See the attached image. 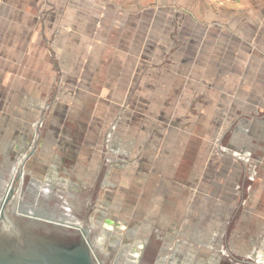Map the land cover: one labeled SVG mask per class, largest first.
<instances>
[{
  "label": "crops",
  "instance_id": "1",
  "mask_svg": "<svg viewBox=\"0 0 264 264\" xmlns=\"http://www.w3.org/2000/svg\"><path fill=\"white\" fill-rule=\"evenodd\" d=\"M91 21L95 23L92 25ZM184 22H188L189 26H185ZM2 23L5 29L0 30V72L3 73L6 69L4 66L9 65L7 75L13 78L14 84L45 85L46 98L42 97L41 90L38 95H33L31 91H19L16 97H26L30 104L27 102L22 110L30 115H40V121L48 111L51 117L58 120V123L50 122L51 124L45 126L49 138L47 144L52 142V137L54 147L63 149L64 155L66 152L71 153L68 156L74 157L76 169L70 172H76L79 180L84 182L95 181L104 171L102 143L110 144L111 152L116 156L108 160L118 171L125 167L131 168L132 164H145L144 160L149 159V156H135V148L140 154L147 147L161 148L172 132L176 133L180 127L181 117H176L169 123L163 116L164 112L160 116L162 121L157 118L158 121L150 128L142 122L144 118L149 119L147 113L128 111L126 106L123 107V103L118 109V101L127 98L128 94L126 92L124 96L118 92L119 83L123 78L127 80L122 76L126 71L125 67H131L128 62H134L135 52L141 53V64L147 68L146 71L151 64L162 68L158 69L157 76L153 77L151 82L150 72L145 73L148 90L154 87L150 83L159 81L172 68L175 82L182 83V78H191L189 84L206 83L207 92L213 93L211 97L207 96L208 103L195 108L197 116L203 117V113L209 109L211 116H216L219 112L224 113L231 122L241 121L242 125H246L252 120L256 126H264L259 112L264 109V0H236L226 7H218L211 0H0V25ZM162 31L164 35H161ZM183 34L189 36L187 41L176 38ZM151 35L153 39L150 38ZM165 35L178 43L167 44ZM9 40L11 42H8ZM167 48L170 52L174 51L173 60H165L167 55L170 57ZM188 50L190 54L187 56ZM7 51L17 52L15 60L5 57ZM95 51H99V59L94 69L87 71L89 63L85 54ZM111 52H114L111 56L114 57L113 60L106 58ZM113 63L115 67L105 75L102 67ZM183 69H188L189 72ZM104 77L109 81L104 80ZM119 77L122 78L118 79ZM134 77L132 71L131 83ZM59 80L62 86V102L47 103L49 95L53 93L52 85ZM104 83H109L110 86L106 92L99 90V85ZM74 84L82 87L71 89ZM131 91L133 89H128L129 96ZM23 93L25 96L22 97ZM41 99L46 101L47 108L44 107L45 101ZM211 99H216L217 102L213 103ZM75 101L77 107L73 105ZM91 101H95L93 110L87 105V102ZM182 109H185L183 105L176 111L181 113ZM75 110L77 113H74ZM14 115L17 114H4L5 117ZM70 116H76V123ZM121 116L126 131L118 127L117 121L122 120ZM249 116L253 117L249 119ZM108 119L113 120V123H109L110 139H102L101 132H104ZM20 125L14 124L16 131L29 129L27 126L21 128ZM134 128H137V133L141 135L145 133L142 142H135L137 135ZM199 128L202 126L194 124L191 134L200 132ZM203 128L208 135L212 125L209 129ZM120 131H124V139L121 134L117 135ZM117 137L120 141H117ZM258 138L260 139L259 131ZM241 145L237 146L241 148ZM117 149L125 155L119 158ZM151 158L154 160L153 164L158 159H163L162 156ZM119 161H125L126 164H119ZM139 169L135 173L136 176H143V173L149 179V175L158 176L155 178L158 180L157 187H150V183H147L148 192L142 196V199L147 198V202L143 204H151L159 210L158 212L155 209L157 213L163 212L158 205L160 197L164 201L165 188L162 185L166 173L162 169L158 172L146 170L144 167ZM123 173L120 171L121 176ZM107 175L111 182L102 187L118 188L116 174L107 172ZM133 175L129 173L130 183L133 182ZM69 178L71 187H77L74 176ZM168 179L170 185L173 182L179 188L182 186L181 178ZM107 192L110 190H101L100 195L104 196ZM105 195H110L109 201H113L111 193ZM123 204L116 201L115 206L119 208ZM125 205L128 206L127 203ZM151 211H154V208ZM166 220L159 219V222ZM136 250L134 253H138V248Z\"/></svg>",
  "mask_w": 264,
  "mask_h": 264
},
{
  "label": "rangeland",
  "instance_id": "2",
  "mask_svg": "<svg viewBox=\"0 0 264 264\" xmlns=\"http://www.w3.org/2000/svg\"><path fill=\"white\" fill-rule=\"evenodd\" d=\"M211 1L218 7H226L218 5L216 0ZM88 7L87 5V9ZM91 22L92 25L95 23V21ZM106 22L109 23V21ZM184 25L189 26L188 22H184ZM106 27L108 29L109 26L107 25ZM3 29H5L4 23L0 25V30ZM163 32L164 31L161 32V35H164ZM103 33L108 34V32ZM154 34H156V32ZM150 38L153 39L154 37L151 35ZM165 38L167 44L178 43V41L175 42L174 39L170 38L168 35H165ZM176 38H183L187 41L189 36L183 34L181 37L178 36ZM169 39L172 41L170 42ZM8 42L11 41L9 40ZM167 52L170 53V57L167 55L165 60H173L175 57L174 51L170 52V49L168 50L167 48ZM16 53L17 52L14 51H7L5 57L15 60ZM113 53L114 52H111L106 58L113 60L114 57H111L114 55ZM97 54H99V51H95L94 53L87 52V54H85L86 61L89 63L86 68L87 71H92L94 69L96 61L99 59ZM101 54L103 53H100V55ZM140 54L141 53L135 52L133 57L134 62H128L129 65L131 64V67H125L126 71L122 77H126L129 81L127 82L125 78L120 80L118 92H121L124 96L126 92L128 94L127 98L118 101V109L123 103V107L126 106L125 109L128 111L147 113L149 119L147 120L144 118L142 122L150 128L158 121L157 118L162 121L160 116H162L161 114L164 112L163 116L167 118L166 121L169 123L173 122H171L172 119L181 117L180 127L177 129L178 131H176V133L172 132L166 144L161 148H154L152 146L151 148L147 147L141 154L137 153L135 148L133 152L135 156L140 155V158L149 156V159L144 160L145 164L139 165L140 167L136 166V164H132L131 168L125 167V169L117 171V169L112 167V164L107 168L108 172L116 174L115 177L118 179V188L101 187V190H110V192L107 193H111L113 201H108L107 203L110 195H100L97 198L96 202L97 206L99 205V207H97L99 208V216L109 213L114 216L117 215L118 221L121 218L125 220V214H127L125 210H127L130 212V214H128L132 221L130 222V230L139 237L148 236L151 246L150 249L155 247L158 248L163 245L169 250V246L171 247L170 249H172L173 244L179 242L182 252L188 254L192 249V251L196 253V264H205L204 262L206 260H209L212 264H216L217 262L224 261V259L227 260L229 264H242V262L247 263L250 258L254 256H256L254 260L257 264H264V126L260 127L261 124H257L258 126L254 125L255 122L249 120L253 116H249V122L246 125H242L241 121L239 123L238 121L231 122L224 113L221 114L217 112L216 116H211V110L209 111V109L203 113V117L197 116V110L195 108L208 103L207 96L211 97L213 93L207 92L206 83H190V85L189 82L191 78L188 80L182 78V83L179 81L175 82L172 75V68L168 70L170 71L168 73L169 75H164L159 81L150 83L154 85V87L148 90L145 83L147 81L145 80V73L150 72L149 82H151L154 80L153 77H156V74L159 70H162V68L151 64L149 70L146 71L147 68L141 64ZM158 54L159 52L157 55ZM189 54L190 52L188 50L186 55L188 56ZM177 55L179 56L180 54L178 53ZM114 63L102 67L105 71V75L112 71L113 67H115ZM4 67H6V69L3 70V73L0 72V164L3 163L1 159L2 156H19L25 153L27 154L30 150V145L32 148L36 145L38 146L34 148L35 156L48 159V161H51L50 157L58 158L60 155L58 147H54L55 142L52 137L50 139L52 142L47 144L49 138L45 131L46 125L52 122L58 123V120L51 117L49 114L50 111H48L46 116L40 121V115H30L25 110H22L25 108L24 105L27 102L29 103V101H26V97L24 99H18L16 97L19 91H31L33 95H38L40 94L38 91L41 90L43 91L41 94L42 97L46 98V94H44L45 85L29 83L14 84L13 78L7 75V72L10 70L9 65ZM183 70L188 71V69ZM132 71H134L135 74L133 83H131L130 79ZM188 72H185V74ZM187 77L189 78L190 76ZM105 79L107 78L104 77V80ZM107 81L109 80L107 79ZM142 82L143 84H141ZM60 83L59 80L58 83L55 82L52 85L53 93L49 95L50 97L47 99V103L53 102L57 104L62 102L63 95L61 94L62 86ZM79 86L82 87V85H78V87ZM78 87L74 84L71 89H77ZM99 87H101V89H99L100 91L106 92L109 90L110 86L109 83H104L99 85ZM175 88L179 90L176 91ZM190 88L192 89L190 90ZM128 89H133V91H131V96H129L130 92H128ZM23 96H25L24 93L22 94V97ZM41 100L45 101L44 99ZM70 101L72 100L70 99ZM211 101L213 103L217 102L216 99H211ZM47 103L46 101L44 102V107L46 106V108L48 107ZM93 103L95 104V101L87 102L91 110H93L94 107ZM98 104L99 102H97V105ZM73 105L77 107L76 101ZM181 105H183L185 109H182V112L179 113V111L176 110H178ZM49 106H51V104ZM99 107L102 109L101 106ZM5 112L17 115L5 117ZM259 112L260 115H262L260 118L264 122V109L259 110ZM74 113H77V110H75ZM70 117L76 123V116ZM257 117H259V115ZM110 122L113 123V120L108 119L104 132H101L102 139H110ZM117 122L118 127L123 129L125 126L123 117L121 121ZM17 123L21 124L19 127L25 128L27 126L29 129H20L16 131L14 124L17 126ZM27 124H29V126ZM159 124L162 123L159 122ZM194 124H197V126L200 125L202 128H199L200 132L191 134ZM211 125L212 130L207 135L203 127L209 129ZM255 126L257 127L256 130ZM257 129L260 132V139L258 138ZM134 130L137 135L135 142H142V140L145 139V133L141 135V133H137V128H134ZM124 131H126L125 128ZM124 131H120L117 135L120 136L121 134V137L124 139ZM117 141H120L119 137H117ZM240 144L243 145H241V148L237 146H240ZM116 152L119 158L122 157L121 155H125L123 154L124 152L119 149H117ZM66 153L67 156L71 155V153ZM101 153L103 157L105 156L107 158L116 156L111 152L110 144L102 143ZM155 156H162L163 159H158L157 162L153 164L154 160L151 157ZM119 164H126V162L119 161ZM141 167H144L146 170H154L155 172L162 169V171L166 173V179L162 185L165 188L164 201H162L160 197V204L158 205L164 210L161 213L155 212V209H158L151 206V204L148 206L143 204L147 202V198L142 199V196L148 192L146 189L147 183H150V187H157L158 180L155 178L158 176L149 175L151 179L147 178V175L144 173L143 176H136V171ZM120 171L124 172L122 176ZM139 171H142V169H139ZM129 173L134 174L132 176V183H130ZM137 177L144 178L135 179ZM169 177L181 178L182 186L179 188L178 185H174L172 181L170 185ZM83 197L85 196L83 195ZM149 200L151 201L150 197ZM116 201L124 203L120 208L123 209L122 212L118 213L109 210L112 207L118 208L117 206L111 207L106 205H114ZM53 202L55 203L54 200ZM126 203L128 206L125 205ZM107 208L108 210L104 211ZM153 208L154 211H151ZM163 218L167 220L160 223L159 219ZM107 229L111 230L104 233L108 239L105 238V236L99 235V240L102 238L103 240L105 239L106 242L101 239L102 243L98 242L100 243L98 245H102L100 247V249H102L101 252L103 254L107 253L106 257H109L110 246L108 245H110L111 238L113 236L121 238V235H123L127 229L121 222L117 227L111 225L107 227ZM139 241L141 242V240ZM95 243H97V240ZM130 243L131 242H128V244ZM126 245L127 244L124 242L123 247ZM132 245L137 247L140 243L135 244L134 241ZM134 251L137 250L134 249L133 253ZM119 263H122V260H120ZM192 264L195 263L193 262Z\"/></svg>",
  "mask_w": 264,
  "mask_h": 264
},
{
  "label": "flooded vegetation",
  "instance_id": "3",
  "mask_svg": "<svg viewBox=\"0 0 264 264\" xmlns=\"http://www.w3.org/2000/svg\"><path fill=\"white\" fill-rule=\"evenodd\" d=\"M29 148L27 154L24 152L23 155L1 158L0 264H35L45 255L43 252L47 246L73 247L86 239L91 244L89 253L93 264H196V253L192 249L188 254L182 252L179 242L173 244L172 249L169 246V250L163 245L150 249L148 236L139 237L130 230L132 221L127 210L125 220L119 219L127 231L121 238H111V258L106 257L107 253L103 254L97 244L99 235L104 236L106 231H111L107 227H117L120 224L117 215L107 213L99 216L97 208L99 205L97 206L96 201L100 196L101 187L111 182L107 175V168L112 165L109 158L103 157L102 175L87 183L79 180L76 172H70L76 169L74 157L64 155L63 149H58V158L50 157L51 161L53 160L51 162L35 156L31 145ZM72 175L77 187H71L72 184L68 181ZM120 208L121 206L119 209L112 207L109 210L119 213L123 211ZM107 210L108 208L104 211ZM139 239H142L140 245H132L134 241L135 244L139 243ZM124 242L127 245L123 247ZM137 248L138 253H133ZM255 257L242 264H257ZM120 260L122 263H119ZM209 262L206 260L204 263L212 264ZM216 264L229 262L224 259Z\"/></svg>",
  "mask_w": 264,
  "mask_h": 264
},
{
  "label": "water",
  "instance_id": "4",
  "mask_svg": "<svg viewBox=\"0 0 264 264\" xmlns=\"http://www.w3.org/2000/svg\"><path fill=\"white\" fill-rule=\"evenodd\" d=\"M90 242L86 239L73 247L47 246L44 254L35 264H93L89 248Z\"/></svg>",
  "mask_w": 264,
  "mask_h": 264
},
{
  "label": "built area",
  "instance_id": "5",
  "mask_svg": "<svg viewBox=\"0 0 264 264\" xmlns=\"http://www.w3.org/2000/svg\"><path fill=\"white\" fill-rule=\"evenodd\" d=\"M235 0H216V3L220 6L232 5Z\"/></svg>",
  "mask_w": 264,
  "mask_h": 264
},
{
  "label": "bare ground",
  "instance_id": "6",
  "mask_svg": "<svg viewBox=\"0 0 264 264\" xmlns=\"http://www.w3.org/2000/svg\"><path fill=\"white\" fill-rule=\"evenodd\" d=\"M2 157H3V156H2ZM13 169L15 170V168H13ZM62 186H63V185H62ZM98 207H99V206H98ZM121 212H122V211H121ZM108 214H109V213H108ZM88 220H89V219H88ZM121 223H122V222H121ZM100 232H101V230H100ZM105 238L108 239V237H106V236H105ZM101 239H102V238H101ZM101 239H100L98 242H101V243H102ZM107 239H106V240H107ZM96 240H97V239H96ZM102 240H103V239H102ZM103 241L106 242L105 239H104ZM97 244H100V243H97ZM101 246H102V245H101ZM101 246H100V247H101ZM108 246H109V245H108ZM178 253H179V252H178ZM182 256H183V255H182ZM243 257H244V256H243ZM182 259H183V258H182ZM187 264H188V263H187Z\"/></svg>",
  "mask_w": 264,
  "mask_h": 264
}]
</instances>
